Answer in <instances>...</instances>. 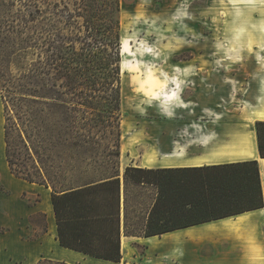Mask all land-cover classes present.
<instances>
[{
  "label": "trees",
  "instance_id": "trees-1",
  "mask_svg": "<svg viewBox=\"0 0 264 264\" xmlns=\"http://www.w3.org/2000/svg\"><path fill=\"white\" fill-rule=\"evenodd\" d=\"M121 60L120 0H0L5 161L50 190L60 247L116 264L122 236L264 207L257 161L121 174ZM254 129L264 158V122Z\"/></svg>",
  "mask_w": 264,
  "mask_h": 264
},
{
  "label": "rangeland",
  "instance_id": "rangeland-1",
  "mask_svg": "<svg viewBox=\"0 0 264 264\" xmlns=\"http://www.w3.org/2000/svg\"><path fill=\"white\" fill-rule=\"evenodd\" d=\"M120 24L121 174L127 166L157 159L154 150L160 137L165 140L168 135L169 124L190 121L195 107L189 101L214 96L221 104L218 110L232 111L239 108L240 99L254 100L255 76L264 78V0H120ZM175 90H182V99L188 102L183 105ZM261 91L262 106L248 113L247 127L264 116V82ZM3 125L0 97V264H37L41 259L36 260V254L27 257L31 253L27 243L41 233L42 217L29 219L25 205L39 200L44 210L49 190L34 187L37 193L29 194L23 182L10 175ZM164 239L160 235L149 243L123 238L122 259L116 264H264V244H246L258 247L247 257L229 251L227 243L218 250L209 243L198 249L193 245L188 257L181 258L175 240ZM66 261L115 264L84 256Z\"/></svg>",
  "mask_w": 264,
  "mask_h": 264
},
{
  "label": "crops",
  "instance_id": "crops-1",
  "mask_svg": "<svg viewBox=\"0 0 264 264\" xmlns=\"http://www.w3.org/2000/svg\"><path fill=\"white\" fill-rule=\"evenodd\" d=\"M255 78L257 91L253 95L254 100L248 101L246 98L240 99L238 109H233L232 111L224 109L220 111L217 109V106L221 105L219 100L214 96L209 95L194 99V102L189 101V103L192 104V107H195L194 111H192L190 121L169 124L170 127L167 129L168 135L165 136V140L160 137L158 147L154 150L157 153V159L151 158L148 162H143L138 166L132 165V167L147 169L186 168L257 161L264 201V158L259 156L254 129V123L256 121L264 122V116L258 117V119H253L247 127L248 113L253 109L262 106L261 87L264 78L260 74L255 76ZM172 90H174V88H172ZM175 91L183 102V105L185 102H188L182 99V90ZM168 106V109H171L172 105ZM175 106L181 107V109L185 108L182 107V104L176 103ZM226 112H228V116ZM233 116L234 118H232ZM22 182L27 187L26 191L29 194L37 193L34 187L45 189L44 187L35 184H30L25 181ZM25 206L27 217L29 219L38 214L44 215L46 223V231L43 232L41 227V233L36 239L27 243L28 250L31 252L27 257L31 258L36 254V260L50 259L69 263L66 260L59 259L55 255V252L50 250L47 246L50 239L57 243L58 241L55 238L57 237L56 225H49L47 215L43 211V203L37 202L34 205ZM4 225L9 226L5 223ZM27 225H31L32 228L38 229L37 225H32L30 222H28ZM12 229L13 228L10 226L11 231ZM26 229H28V227H26ZM162 235L165 236V243L172 242V239L175 240V246L181 248L178 254L181 258L188 257L187 250H190L189 248L193 245L198 249L201 244L203 245L206 243H209L217 250L218 246L227 243L226 247L229 251L233 253L239 252L237 255L238 257H247L253 252H258V247H255L254 250L246 246V244H264V207L215 221L175 230ZM123 238L134 240L145 239L122 236V239ZM6 243L5 247L10 250V244L8 242ZM64 250L78 253L65 248Z\"/></svg>",
  "mask_w": 264,
  "mask_h": 264
},
{
  "label": "bare ground",
  "instance_id": "bare-ground-1",
  "mask_svg": "<svg viewBox=\"0 0 264 264\" xmlns=\"http://www.w3.org/2000/svg\"><path fill=\"white\" fill-rule=\"evenodd\" d=\"M121 150H122V148H121ZM43 211L47 215L49 225L54 226L55 221H54V217H53V211H52V207H51L50 196L48 194L46 195V200L44 201V210ZM155 239H156V237L152 236V237L140 239V240H147V241H149V243L150 242L153 243V241ZM47 246L51 247L52 249H55L56 252L59 254V256L62 257V259H66L68 261L69 260H75L78 258V256H83L80 253H74V252L64 250V248L60 247V245H58V243L56 241H53L52 239H50L48 241ZM122 249H123V245H122ZM101 261H103V260H101ZM105 262H107V261H105Z\"/></svg>",
  "mask_w": 264,
  "mask_h": 264
}]
</instances>
